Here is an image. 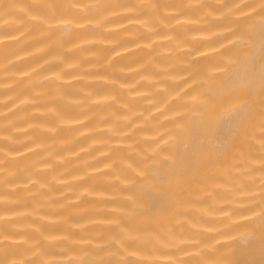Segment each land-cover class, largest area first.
Here are the masks:
<instances>
[{
  "label": "bare ground",
  "instance_id": "1",
  "mask_svg": "<svg viewBox=\"0 0 264 264\" xmlns=\"http://www.w3.org/2000/svg\"><path fill=\"white\" fill-rule=\"evenodd\" d=\"M0 264H264V0H0Z\"/></svg>",
  "mask_w": 264,
  "mask_h": 264
}]
</instances>
